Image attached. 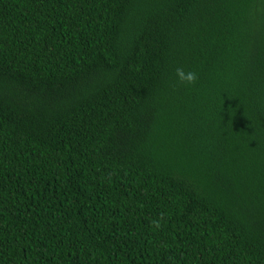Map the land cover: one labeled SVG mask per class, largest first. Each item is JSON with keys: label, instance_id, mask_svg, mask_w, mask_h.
Returning <instances> with one entry per match:
<instances>
[{"label": "trees", "instance_id": "obj_1", "mask_svg": "<svg viewBox=\"0 0 264 264\" xmlns=\"http://www.w3.org/2000/svg\"><path fill=\"white\" fill-rule=\"evenodd\" d=\"M0 264H264V0H0Z\"/></svg>", "mask_w": 264, "mask_h": 264}, {"label": "clouds", "instance_id": "obj_2", "mask_svg": "<svg viewBox=\"0 0 264 264\" xmlns=\"http://www.w3.org/2000/svg\"><path fill=\"white\" fill-rule=\"evenodd\" d=\"M176 76L178 77L179 82L185 86L194 84L198 79L197 74L194 71L185 72L183 69H177Z\"/></svg>", "mask_w": 264, "mask_h": 264}]
</instances>
